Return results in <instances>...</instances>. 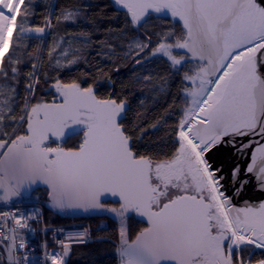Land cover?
Returning a JSON list of instances; mask_svg holds the SVG:
<instances>
[{
    "label": "snow or ice",
    "instance_id": "snow-or-ice-1",
    "mask_svg": "<svg viewBox=\"0 0 264 264\" xmlns=\"http://www.w3.org/2000/svg\"><path fill=\"white\" fill-rule=\"evenodd\" d=\"M115 2L127 9L133 25L141 23L149 9L157 13L170 9L173 16L183 20L187 34L182 42H162L154 54L162 53L174 65L183 60L173 55L174 49H187L200 61L208 55L207 66L201 67L195 77H185L199 79L200 88L191 93L192 106L174 129L179 147L173 156L154 163L138 155L127 130L118 122L125 109L123 101L97 99L91 86L82 88L78 83L59 80L55 87L62 104L26 103L19 121L12 117L13 109L9 107L5 114L8 122L26 123V134L17 135L16 129L11 133L2 130L5 115H0V150L7 149L3 155L11 156L21 173L39 175L54 191L76 193L92 201L101 192H110L122 201L121 214L132 209L147 216L150 227L135 243L122 247L123 264H245L243 257L234 259L233 251L239 253L245 245L264 249V201L258 206L246 203L241 208L227 209L231 200L223 190L224 177L219 175L222 169L214 168L206 154L225 139L234 142L259 136L264 140V74L258 70V65L264 68V0ZM26 5L27 0H0V66ZM74 15L70 11L64 19ZM19 31L40 34L45 29L19 27ZM151 43L148 38L146 44L136 47L142 53ZM63 55L67 56V51ZM10 71L14 78L18 69L14 66ZM0 74L7 78L3 67ZM27 87L31 92L34 85ZM78 125L86 128L78 150L42 147L49 132L76 135L83 130ZM249 146L242 143L238 151ZM259 151L264 153V144ZM254 169L255 159L247 172ZM238 172L234 169L233 176ZM257 179L264 190V164L259 167ZM190 189L194 194H188ZM241 189H237V195ZM174 190L184 194L173 195ZM233 211L234 218L230 217ZM67 251L64 245V255ZM64 255L54 252L50 264H64ZM256 264H264V259Z\"/></svg>",
    "mask_w": 264,
    "mask_h": 264
},
{
    "label": "trees",
    "instance_id": "trees-1",
    "mask_svg": "<svg viewBox=\"0 0 264 264\" xmlns=\"http://www.w3.org/2000/svg\"><path fill=\"white\" fill-rule=\"evenodd\" d=\"M70 11L75 15L65 20ZM21 15L19 27H40L45 31L21 33L18 27L14 32L12 46L0 66L7 72V78L0 74V109L3 110L0 115H5L10 107L12 117L19 121L31 81L34 82L31 105L40 99L48 101L57 97L53 93V88L57 90V80L75 82L82 88L91 86L98 99L125 103L120 124L127 130L126 135L138 155L154 163L173 156L178 148L174 129L180 119L185 84L165 58L151 56L150 51L160 37L180 36L178 25L151 18L135 28L121 10L113 7L111 0H27ZM148 38L151 45L135 54L138 42H148ZM65 51L67 56L63 55ZM10 60L16 63H9ZM70 60L75 63L69 64ZM14 66L18 71L13 78L10 69ZM8 119L5 115L6 126L2 130L11 133L16 129L17 135L24 133L26 123H9ZM80 142L81 137L74 135L66 140L64 147L76 148ZM45 193V189H37L29 198L18 201L44 204L48 225L83 227L89 237L88 242L71 247L65 264H121L122 247L147 228L136 215L121 214L117 203L102 202L109 208L77 213L46 206ZM22 236L17 234V238Z\"/></svg>",
    "mask_w": 264,
    "mask_h": 264
},
{
    "label": "built area",
    "instance_id": "built-area-1",
    "mask_svg": "<svg viewBox=\"0 0 264 264\" xmlns=\"http://www.w3.org/2000/svg\"><path fill=\"white\" fill-rule=\"evenodd\" d=\"M44 214L45 205L37 201L0 202V264H50V256L64 255L67 245L65 264L73 245L89 241L85 228L48 225Z\"/></svg>",
    "mask_w": 264,
    "mask_h": 264
},
{
    "label": "rangeland",
    "instance_id": "rangeland-1",
    "mask_svg": "<svg viewBox=\"0 0 264 264\" xmlns=\"http://www.w3.org/2000/svg\"><path fill=\"white\" fill-rule=\"evenodd\" d=\"M113 7L115 9H118V7L115 6L113 0H111ZM118 10H121L126 17L129 19V21L131 22V18L129 16V14L127 13V11H125L124 9L119 8ZM173 17H176L177 19H174ZM165 19L167 21H169L172 25H178L180 30H181V35L178 37H171V36H166V37H160L158 39V42L156 43V45L153 47V49H151L150 54L153 56H162L163 59L165 58L166 61L170 64V66L172 68H174L175 71H177L179 73L180 78L182 79V81L185 84V88L182 91L181 94V104H180V119H181V113L183 108H185V106L187 105V101H189V97L191 96V93L195 91L196 89V85L195 82H193L194 80H188L185 77L186 76H192L193 73V65L191 63L190 60H186L185 61H181L180 65H174L171 60L167 57L164 56L162 53H153V50L162 42L164 43H178V42H182L183 38L186 37V29L184 27V22L183 20L178 16H173L172 12L168 9V11H163L161 10V12L157 13L155 10L153 9H149L148 12L145 14L144 19L142 20V22L138 25H133V27L135 28H139L144 22H146L149 19ZM147 42H142L139 41L138 44H146ZM138 51H136L135 54L140 53L139 48H137ZM186 49H174L173 50V55L177 57V59H179L180 57H184V54L187 56V53L185 51ZM258 70L261 72V74L263 73V68H261L258 65ZM193 77V76H192ZM31 84L34 85V82L31 81ZM29 91V90H28ZM33 94V91H29V95L26 97V102L25 104H29L31 105V103L29 102V98L30 96ZM34 103V104H33ZM32 104L35 105L38 102H33ZM24 116V113H23ZM180 121V120H179ZM178 124V123H177ZM177 139V137H176ZM238 143H245V144H250V146L245 149L243 152L237 151L239 154L238 157L233 156L232 154H228V153H214V161L216 163H219L221 165H224V163H229L232 161V159L234 160V162H238L237 166L242 165V167H237L239 168L240 172H238L239 174V179H240V183H243L246 180H249V178L251 177V175H255V171H253L252 173L247 172V168L250 164L253 163V159H255V165L257 163L258 160L263 159V161L261 163H264V153L260 152L259 149L261 147L262 144H264V140H261V138L259 136H249L247 138H237L236 140ZM179 147V145H178ZM216 155V156H215ZM233 156V158H232ZM231 163V164H232ZM254 177V176H253ZM250 181L249 183V187H247L246 190V199H248L249 205L252 206H258L259 203L261 201H264V190H262L261 188V184H257L256 186L251 184ZM239 185V184H237ZM227 247V245H225V248ZM243 257L245 264H255L258 260L262 259L264 257V253L260 252V251H255L252 250L251 248L247 247V248H242L241 251H239V253H237L235 250L233 251V257L234 259H237V257ZM250 258V260H249Z\"/></svg>",
    "mask_w": 264,
    "mask_h": 264
},
{
    "label": "water",
    "instance_id": "water-1",
    "mask_svg": "<svg viewBox=\"0 0 264 264\" xmlns=\"http://www.w3.org/2000/svg\"><path fill=\"white\" fill-rule=\"evenodd\" d=\"M60 97L61 95L58 92V98L61 99L62 97L61 98ZM62 103H63V99H62ZM121 118L122 116L118 120L119 123L121 121ZM40 119H43L42 113L40 115ZM77 127L83 130L79 131L78 133L81 134L80 136L81 142L78 144L76 148L67 149L64 147L66 140L74 135L58 136V135H54L52 132H49L47 134L48 138L43 142L42 147L63 148L65 151L78 150L80 144L83 141L84 131H86V128H84L83 125H78ZM26 128H27V124L25 126V129ZM50 140L54 146L46 145L49 143ZM4 151H7V149L0 150V202L1 203L13 202L20 200L22 198L27 199L37 189L46 190L47 192L45 193L46 206L60 210H70L72 212H77V213L91 212L99 208L102 202L110 201V202H119L120 204L122 203L118 195H113L110 192H101L99 198L96 201H92L85 198L83 195H78L76 193L69 192L62 194L57 191H54L52 186L49 183H47L44 179L40 178L39 175H26L21 173L16 167L15 160L11 156L5 157L3 155ZM57 201L62 202L63 207H61ZM154 210H158V209H154ZM136 216L142 219V221H144L147 224V228L150 227L147 216L143 215L141 212H138ZM142 232L143 231L139 232L136 238L132 242L127 244L135 243L137 241V237L140 236Z\"/></svg>",
    "mask_w": 264,
    "mask_h": 264
},
{
    "label": "bare ground",
    "instance_id": "bare-ground-1",
    "mask_svg": "<svg viewBox=\"0 0 264 264\" xmlns=\"http://www.w3.org/2000/svg\"><path fill=\"white\" fill-rule=\"evenodd\" d=\"M113 2L115 4V6L118 7V9L121 8V9H124L125 11H127V9L123 5L117 4L115 2V0H113ZM163 11L166 12V11H168V9H163ZM127 13L130 16V13L128 11H127ZM130 18H131V16H130ZM173 18L174 19H177L176 17H173ZM143 19H144V17L142 18V20ZM185 51L187 53V56L184 54V57H183V60L182 61H185L186 58H187V60H190L191 61L192 65L194 66L193 67L192 76L195 77L196 74L200 71V68L201 67L207 66L206 65V62H207V59H208V55L207 54L205 55V60L204 61H200L198 57H192L191 53L187 49ZM257 55L259 56L260 54L258 53ZM262 72H263L262 74H264V68H263V71ZM208 78H211V77H208ZM193 82H195V85H196L195 91L199 90V88H200V80L199 79H195ZM188 100L189 101H187V105L182 110L181 118L184 116L185 110H187L188 108H190L192 106L193 96L191 95ZM236 140L234 142H229L228 139H225V141L223 143L217 144L214 148H212V150L210 151V153H207L206 154V159L213 165L214 168H220V169H222V172H220L219 175L224 177V179L221 181V183L224 185V189L223 190L225 191V194L231 200V203L230 204H227L225 206L227 209H231V208H241V207H244L246 203L249 205V202L250 201L248 199H246V190H247V187L250 186L249 185L250 181H253V182H251V184L254 183V184H252V186L253 185L256 186L257 184H260V182L257 179V174H258L259 167H261L262 164H264V163H261L263 161V159L258 160L257 163H256V165H255V169H254L255 175L252 174L251 177L249 178V180H246L243 183H240L241 181L239 179V174H237L236 176H233V170L236 169L237 167H242L243 164L237 166L238 165L237 164L238 162L232 163V162H234L233 159L229 163H224V165H221L219 163H216L214 161V156H213L214 153H217V154H220V153H222V154L223 153H228V154H232L235 157H238L239 156L240 153H238L237 151H238V149H239V147H240V145L242 143L237 144L238 142ZM243 144H245V143H243ZM233 156H232V158H233ZM237 184H239V185H237ZM241 185H243L242 189H241ZM237 189H241L239 191V194L238 195L236 194ZM235 216H236V213L234 211L233 212H230V217L234 218ZM241 218H243L242 215H241ZM247 247L251 248L252 250L260 251V252L264 253V249L257 248L255 245H245V246H242V248H247ZM225 249L227 251V247ZM262 259H264V257Z\"/></svg>",
    "mask_w": 264,
    "mask_h": 264
},
{
    "label": "flooded vegetation",
    "instance_id": "flooded-vegetation-1",
    "mask_svg": "<svg viewBox=\"0 0 264 264\" xmlns=\"http://www.w3.org/2000/svg\"><path fill=\"white\" fill-rule=\"evenodd\" d=\"M53 93L54 94H57V97L56 96H54V97H51V98H49V100L47 101V100H45V99H40V101L38 100L37 102L38 103H47V104H53V103H56V104H62V99L63 98H61V99H59L58 98V92H57V90L55 91L54 90V88H53ZM98 99V98H97ZM25 134V131H24V133H22V134H20V135H24ZM77 135H79V136H81V134H77ZM47 146H54L53 145V143L51 142V140L49 141V143L48 144H46ZM174 193H173V195H181V194H184L183 192H179V191H173ZM188 194H194L192 191H191V189L189 190V192H188ZM113 203H117L118 204V208H121V204L119 203V202H113ZM103 204H104V202H103ZM103 204H101L100 205V208H109V206H108V204L107 205H103ZM126 214H133V215H137V211H135V210H132V209H130V210H128L127 212H125ZM138 216H140V215H138Z\"/></svg>",
    "mask_w": 264,
    "mask_h": 264
}]
</instances>
